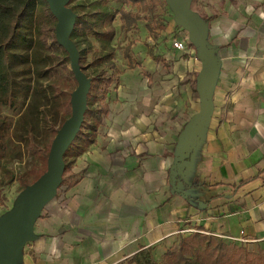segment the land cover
I'll return each instance as SVG.
<instances>
[{
    "label": "crops",
    "instance_id": "0c3cea01",
    "mask_svg": "<svg viewBox=\"0 0 264 264\" xmlns=\"http://www.w3.org/2000/svg\"><path fill=\"white\" fill-rule=\"evenodd\" d=\"M202 4L194 11L214 17L218 59L206 89L192 41L164 50L169 88L144 77V62L123 72L96 143L77 160L80 182L44 205L32 238L0 264H137L194 232L264 251V0ZM168 32L190 37L178 23Z\"/></svg>",
    "mask_w": 264,
    "mask_h": 264
},
{
    "label": "trees",
    "instance_id": "16d2710c",
    "mask_svg": "<svg viewBox=\"0 0 264 264\" xmlns=\"http://www.w3.org/2000/svg\"><path fill=\"white\" fill-rule=\"evenodd\" d=\"M113 1L132 7L139 6L143 12L149 11L151 2L166 3V0ZM70 5V9L76 14L70 38L79 50L80 67L91 80V85L84 121L64 154L65 170L59 189H70L80 182L81 176L74 173L77 160L96 143L99 129L109 113V92L115 81L108 72L119 76L123 74L114 62L117 52L112 45L117 34L114 22L119 16L125 33H130L138 25V19L132 11H114L103 6L101 1L71 0ZM213 19L214 17H209L204 20L208 24ZM57 22L46 0H0V174H9L8 177L0 175L1 204L4 202V187L19 181L22 192L47 172L53 141L72 115L71 96L77 88L65 93L53 80L63 61L65 66L71 65L69 53L56 38ZM147 29L150 36L157 40L158 34L154 26L149 24ZM88 31L102 37L100 51L93 59L95 71L92 74L88 72L84 62L88 50L82 49V37L87 42ZM131 52L130 44L125 49V57L129 61L128 70L138 67ZM148 54L154 61L162 59L153 50L149 49ZM71 74L77 83L74 73ZM19 102L24 104L25 109L15 120L3 114V106L13 109ZM26 153L38 156L35 168L19 177L10 174L7 165L20 160ZM31 178L33 179L30 180ZM199 231L203 229L199 228ZM134 262L264 264V254H253L241 245L228 244L222 238L194 232L188 237H182L176 250L164 255L162 263L151 255L142 260L135 257L131 263Z\"/></svg>",
    "mask_w": 264,
    "mask_h": 264
},
{
    "label": "water",
    "instance_id": "95a60500",
    "mask_svg": "<svg viewBox=\"0 0 264 264\" xmlns=\"http://www.w3.org/2000/svg\"><path fill=\"white\" fill-rule=\"evenodd\" d=\"M46 1L58 21L56 38L69 53L71 69L78 87L71 96L72 115L60 128L53 141L47 172L36 183L22 191L18 209L4 225L0 226V258L3 255L12 257L17 248L32 238L34 224L44 205L56 197L65 170L64 154L78 134L87 110L91 80L82 71L79 50L70 38L76 22V14L68 8L71 0ZM166 1L176 14L178 24L189 32L191 41L205 62L203 73L198 80L199 90L204 91L212 80V75L217 72L218 66L216 49L208 40L207 23L190 9L191 0Z\"/></svg>",
    "mask_w": 264,
    "mask_h": 264
},
{
    "label": "rangeland",
    "instance_id": "374dc122",
    "mask_svg": "<svg viewBox=\"0 0 264 264\" xmlns=\"http://www.w3.org/2000/svg\"><path fill=\"white\" fill-rule=\"evenodd\" d=\"M81 1V0H77ZM95 1H101L102 5L105 7H109L114 11H132L135 16L138 19V25L137 27L131 31L130 33H125L122 31V22L117 16L114 27L116 29V37L112 43V45L117 49V52L114 55V62L116 63L119 70L125 72L128 70L129 61L125 57V49L128 45H132V58L136 65L141 66L144 62L145 65V72L144 77L150 78V82H159L161 86H164L166 82H169V85L167 87H171L170 82L175 79V76L173 77V67H172V61L165 58L164 50L169 47H173V50H176V52L180 51L177 50L174 46L176 42H183L188 48L190 46V37L185 32H182L181 35L179 34H169V28H172V25L177 22V17L174 11L169 7L166 1V3H150V9L148 12H143L139 6L132 7L129 4L123 3V2H116L113 0H95ZM194 2V3H193ZM204 0H191L190 1V9L191 10H197L198 12H203V4ZM71 3V2H70ZM70 4L68 5V8H70ZM195 12V11H194ZM159 21V22H158ZM162 23V24H158ZM154 26L156 33L158 34L157 40L153 39V37L150 36L149 31L147 29L148 25ZM181 27V25H180ZM183 27V26H182ZM87 42L85 41V38L82 37V49L88 50L86 52L85 56V65L88 67L89 73H94L95 67L93 65V59L97 52L100 51V40L101 36L89 33L87 32ZM169 46V47H168ZM196 48V47H195ZM153 50L156 55H158L160 58H162L159 61H154L151 56L148 54V51ZM171 51V50H170ZM167 52V51H166ZM181 53L184 51H180ZM163 54V55H161ZM177 54V53H176ZM62 60V58H61ZM63 61V60H62ZM65 62L63 61V65L60 66L58 69V74L54 77L55 83L58 84V87L65 91V93H68L73 88H77V83L74 82V76H72V69L71 65L67 64L65 66ZM143 68V69H144ZM108 75L112 76L115 83L110 88V91H116L117 88L120 86V76L114 72L109 71ZM173 78H167L171 76ZM194 78V76L192 77ZM135 76L130 75L126 81H133L135 80ZM166 87V89H168ZM25 109L24 104L19 102L15 108H11L10 106H3V114L9 116L12 120H15L18 115ZM39 161L38 156H33L32 154H24V156L15 162L9 163L7 165V170L10 172V174H14L17 177L22 176L28 172H30L33 168H35L36 163ZM1 176L5 175L6 177L9 176L8 173L5 174V172L0 174ZM31 178L30 180H32ZM62 191L61 189L57 190L56 196L60 195ZM21 188L19 181L14 182L11 185H8L4 187L3 195H4V202L0 203V216H3L4 213H9L11 211H16L20 205V195H21ZM185 237L184 236H181ZM186 237H188L186 235ZM179 238L178 244L181 240ZM228 243V242H227ZM178 244L172 248L169 249V251L176 250ZM229 244V243H228ZM242 247H245L250 253L258 254L262 252L264 254V251L261 249L254 250L249 249L246 245H241ZM163 257H158L159 263L163 262Z\"/></svg>",
    "mask_w": 264,
    "mask_h": 264
},
{
    "label": "built area",
    "instance_id": "2783aa9c",
    "mask_svg": "<svg viewBox=\"0 0 264 264\" xmlns=\"http://www.w3.org/2000/svg\"><path fill=\"white\" fill-rule=\"evenodd\" d=\"M175 48L180 51L186 50L187 46L183 42H176L174 44ZM242 243H246V240H241Z\"/></svg>",
    "mask_w": 264,
    "mask_h": 264
}]
</instances>
